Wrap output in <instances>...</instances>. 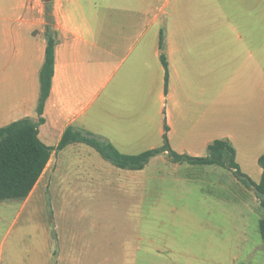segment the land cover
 I'll use <instances>...</instances> for the list:
<instances>
[{"label":"crops","instance_id":"obj_1","mask_svg":"<svg viewBox=\"0 0 264 264\" xmlns=\"http://www.w3.org/2000/svg\"><path fill=\"white\" fill-rule=\"evenodd\" d=\"M4 1L0 18L18 11L21 25L0 30V128L39 119L47 48L45 0ZM53 12L55 73L39 137L54 150L29 196L17 200L21 209L31 202L37 210L50 208L52 223L34 221L41 238L37 250H18L32 225L15 233L13 225L6 228L12 205L0 201V264H90V238L62 223L55 207L66 192L63 161L70 154L87 160L95 149L82 142L59 149L69 127L128 155L159 148L166 136L175 152L205 157L211 144L224 140L234 147L240 170L261 181L264 0H53ZM158 156L177 167L188 163L174 162L168 152ZM229 171L251 202L256 191Z\"/></svg>","mask_w":264,"mask_h":264},{"label":"rangeland","instance_id":"obj_2","mask_svg":"<svg viewBox=\"0 0 264 264\" xmlns=\"http://www.w3.org/2000/svg\"><path fill=\"white\" fill-rule=\"evenodd\" d=\"M9 15L0 18V30L21 25L20 12ZM93 151L87 160L70 154L63 161L66 192L55 205L62 223L90 238V264H264V208L256 193L250 202L241 184H232L231 169L177 167L158 156L128 175ZM7 202L12 206L5 213L6 228L13 225L15 233L32 225L17 249L37 250L41 238L33 222L52 223L51 209L37 210L36 202L21 209L19 201Z\"/></svg>","mask_w":264,"mask_h":264},{"label":"trees","instance_id":"obj_3","mask_svg":"<svg viewBox=\"0 0 264 264\" xmlns=\"http://www.w3.org/2000/svg\"><path fill=\"white\" fill-rule=\"evenodd\" d=\"M45 2L47 48L45 61L40 71L41 87L37 106L39 119L35 121L31 117H25L0 128V201L26 199L42 175L54 150L39 137V126L45 122L44 109L51 93L55 73V49L58 42L53 0H45ZM161 58L168 70L167 61L163 55ZM73 142H82L94 147L107 161L123 169H143L152 158L165 152H168L169 157L176 163L220 165L234 169L236 177L256 191L260 204L264 208V154L259 159V164L263 168L262 178L259 183H255L240 170L235 162V149L227 141L219 140L211 144L209 154L205 157H193L172 150L165 136L163 146L137 155H128L119 152L106 139L84 129L69 127L58 148L62 149ZM260 230L264 240V219L260 220Z\"/></svg>","mask_w":264,"mask_h":264}]
</instances>
